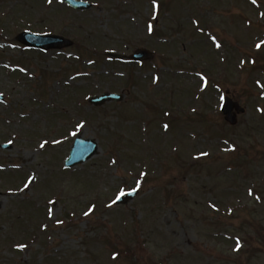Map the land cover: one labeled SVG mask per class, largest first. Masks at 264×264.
<instances>
[{
    "label": "rangeland",
    "instance_id": "374dc122",
    "mask_svg": "<svg viewBox=\"0 0 264 264\" xmlns=\"http://www.w3.org/2000/svg\"><path fill=\"white\" fill-rule=\"evenodd\" d=\"M87 1L0 0V264H264V0ZM25 27L72 45L27 50ZM137 47L155 58L107 54ZM78 135L100 149L66 169Z\"/></svg>",
    "mask_w": 264,
    "mask_h": 264
},
{
    "label": "water",
    "instance_id": "95a60500",
    "mask_svg": "<svg viewBox=\"0 0 264 264\" xmlns=\"http://www.w3.org/2000/svg\"><path fill=\"white\" fill-rule=\"evenodd\" d=\"M67 3L70 5L77 7V8H86L89 7L90 5L85 2L81 1H76V0H65ZM20 40L22 42L27 43L30 46L37 47V48H43V49H48V48H60L66 45H69L70 42L63 37L55 36V35H36L32 33H23L20 35ZM151 56V52L147 49H139L131 56L132 59H147ZM121 95H115V94H109L105 93L101 97H94L92 99L93 103L96 105L103 104L104 102L111 100V99H121ZM233 108H236L238 112H242L243 109L236 103L231 100H225L224 106H223V111L226 114V119L231 122L232 124L236 123L237 118L235 114H231V110ZM97 151V144L96 142L92 140H83L82 138L78 137L76 139V142L73 146V150L71 153L70 158L67 160L66 165L71 166L74 165L78 162H83L90 158L95 152ZM138 192H130L127 193L123 196H121L118 200L117 203L120 202H127L131 200Z\"/></svg>",
    "mask_w": 264,
    "mask_h": 264
},
{
    "label": "snow or ice",
    "instance_id": "6c2138e0",
    "mask_svg": "<svg viewBox=\"0 0 264 264\" xmlns=\"http://www.w3.org/2000/svg\"><path fill=\"white\" fill-rule=\"evenodd\" d=\"M48 2L49 3H51L52 2V0H48ZM256 2V0H253V3H255ZM149 30H151V26L149 27ZM213 39H215V37H213ZM220 45L219 44H217V47H219ZM257 47H260V45H257ZM165 127L167 128L168 126L167 125H165ZM41 147H43V145H41ZM213 207H215V206H213ZM59 222V221H58ZM21 247H23V246H21ZM118 255V254H117Z\"/></svg>",
    "mask_w": 264,
    "mask_h": 264
}]
</instances>
